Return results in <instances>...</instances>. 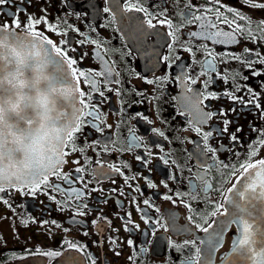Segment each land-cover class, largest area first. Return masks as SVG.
<instances>
[{"label": "flooded vegetation", "instance_id": "flooded-vegetation-1", "mask_svg": "<svg viewBox=\"0 0 264 264\" xmlns=\"http://www.w3.org/2000/svg\"><path fill=\"white\" fill-rule=\"evenodd\" d=\"M127 2L128 0H119L122 5ZM222 3L234 6L252 17L253 23L248 27L252 29L256 40L244 34L238 36V44L219 45L190 37L192 32L200 31L199 23H185V17L190 16L198 7H211L207 0H145V7L151 12L158 13L166 9L173 24L182 25L172 37H167V33L172 29L166 26L148 29L152 34L140 37L133 31V21L126 17L123 24L119 16L112 22V14L103 12L104 7L110 6L106 0H7L5 4L0 5V25H12L16 18L26 22L28 14L35 17L45 15L57 26L56 31H48L43 23L37 30L44 31L54 44L62 50H67L68 55L77 60L82 53H87L79 67L103 70V65L95 58V53L99 51L113 70V76L110 78L112 83L106 84L103 78H98L101 91L105 92L107 100L98 103L103 97L91 93L92 103L97 104L102 115V122L95 121L101 131L85 127V135L76 134V146L84 150L70 151V142L69 148L65 150L68 153L65 158L67 163L62 168L63 173H71L73 176L77 175L76 167L85 168L81 175L84 181L88 182L87 199L93 211L87 216L76 217L77 220H82L83 224L73 223L74 204L72 209L65 208L60 211L59 206L43 193L38 192L32 196L25 195L23 191L9 189L8 199L15 212L0 203V264H69L72 258H75L73 264H91L92 259L96 260V264H183L191 255V250L181 249L179 246L188 239H205V234L194 228L189 232L175 231L172 224L174 222L178 228L189 227L187 217L191 213L185 203L191 204L202 213L210 212L212 207L209 201L223 202L224 191L234 187L243 174H232L223 168L214 169L210 176L214 187L205 192V185L195 175L202 172L205 164H213L211 154L200 155L204 151V145L207 143L216 147L220 144L229 146L230 141L228 133L223 137L216 135L219 129L224 127L223 117H213L202 126V131L213 132V137L204 141L195 131L198 125L193 119V114H181L183 90L180 78L185 77L188 87L194 91L215 93L219 97L206 98L202 107L207 112L227 111V119L232 121L229 133L237 127L243 129L242 132L236 133L240 143L231 144L230 152L218 151V160L238 165L247 158L253 147L256 152L253 159H264V146L259 144L262 137L251 130L253 127L264 129L260 109L251 104L244 107L224 96L225 92H234L235 95L248 100L252 97V92L248 91L251 88L257 94V102L264 108V75H253L254 70H264V65L256 62L249 66L245 62L247 59H256V53H260L261 58H264V32L257 28L264 19V12L251 11L240 0H222ZM126 15L135 17L143 14ZM153 23L156 21L153 20ZM221 27L224 25L221 24ZM77 29L79 31H76ZM18 31L23 34L22 30ZM156 32L160 35H155ZM81 40L85 41L83 45ZM91 40L100 43V47L91 44ZM201 44L207 47H200ZM72 48L76 51H71ZM189 48L191 51L186 50ZM246 48L251 50V56L245 53ZM209 52L220 55L215 60L216 72H208L205 75L204 62L211 59ZM233 55L240 56L241 59L235 60ZM164 57H168L167 63ZM69 70L71 72V69ZM157 77L164 78L159 86L146 83L147 80H155ZM117 80L120 81L119 84L115 83ZM192 80L196 83H192ZM205 81L208 82L207 87ZM74 83L81 91L90 92V87L83 83V78ZM237 87L239 91H236ZM107 88L119 89L121 95L117 96L114 92L107 91ZM126 89L129 91H125ZM137 91L143 92L144 95H137ZM153 97L158 99L153 100ZM140 100H143V103H136ZM232 108L236 111H230ZM137 113H142L147 119H141ZM84 119L87 121L92 118ZM154 130L163 132L164 136L158 135ZM133 136L141 138L136 141L140 147L134 146ZM235 154H239V160ZM137 156L145 157L150 163L144 166L142 161L136 159ZM165 160L168 161L167 164ZM75 161H79V165L74 163ZM108 164L119 167L124 176L115 172H110L107 177L98 176V172L109 171ZM125 176L129 177L131 188L125 184ZM133 176L135 179H132ZM145 177L156 187H150ZM49 181L67 187L56 177H50ZM165 182L167 188L164 186ZM73 186L81 189L84 187L80 181ZM137 187L138 192L134 191ZM92 188L97 191H91ZM113 188L123 190L124 195L121 196L119 191L112 193ZM99 189H103V192ZM177 191L186 194L184 203L175 196ZM49 195H55L58 200L64 199L61 193L50 192ZM165 195L173 196V200H164ZM105 199L108 201L106 204L99 202ZM146 199L151 206L144 204ZM97 209H102V213ZM128 212L132 214L133 223L139 225V228L131 233L124 230L125 222L119 218ZM103 216L108 217L111 224L104 220ZM26 217H33L37 221L56 220L61 227H42L31 221L29 226L25 227L21 221ZM157 219H162L169 225L168 231L154 224ZM93 220H98L95 226L91 223ZM145 220H148V223H145ZM101 229L102 232L99 231ZM85 231L88 232L87 236L84 235ZM235 231V226H232L225 232L222 246L212 254L211 261L207 258V246L198 244L202 249V264H221L222 257L231 251ZM109 236L116 238L118 243L111 244L107 239ZM129 239L134 242V246L126 243ZM70 244L84 247L85 251H77ZM173 244L177 247L174 248ZM49 251L59 252L60 255H38V252ZM115 251H119L121 255L116 256Z\"/></svg>", "mask_w": 264, "mask_h": 264}, {"label": "snow or ice", "instance_id": "snow-or-ice-1", "mask_svg": "<svg viewBox=\"0 0 264 264\" xmlns=\"http://www.w3.org/2000/svg\"><path fill=\"white\" fill-rule=\"evenodd\" d=\"M6 2L7 0H0V5ZM240 2L251 11L264 12V2H256V0H240ZM106 3L110 6L104 7L103 12L112 14V22H115L119 16L123 24V19L126 17L129 21H133V31L140 37L151 35L152 33L148 29H157L159 26H166L168 29H172V31L167 33V37H172L182 26L173 24V21L167 15L166 9L158 13L151 12L145 7V0H128L123 5L119 3V0H106ZM207 3L211 7H198L191 12L190 16L185 17V23H192L193 21L199 23L200 31L192 32L190 37H196L202 41H211L213 44L219 45L238 44L240 42L238 36L244 34H247L252 40H256L252 29L248 27V25L253 23L252 17L249 14L243 13L234 6L225 5L222 3V0H207ZM129 13L143 15L135 17L133 15H126ZM153 20L156 23H153ZM42 23L47 26L50 32H55L57 29V26L49 21L45 15L35 17L31 14H28L26 22H21L16 18L12 25H0V203L7 205L9 209L15 212V208L8 199L9 189L23 191L25 195L32 196L40 192L49 196L59 206L60 211H64L65 208L72 209L74 204L73 223L83 224V221L77 220L76 217L87 216L93 211L89 207L87 199L88 182L84 181V177L81 175L85 172V168L76 167V176H73L71 173H63L62 168L67 163L65 158L68 155L65 150L69 148V143L71 142L70 151L83 152V148H77L75 138L76 134L85 135V127L101 131L95 121L102 122V115L97 104L92 103L91 93H97L100 97H103V100L98 101V103H103L104 100H107L105 92L101 91V82L98 78H103L106 84L112 83L110 78L113 76V70L99 51L95 53V58L103 65V70L97 71L79 67L78 65L82 63L87 53H82L79 60L68 55V51L62 50L54 44L45 35L44 31L37 30L38 26ZM221 24L224 27H221ZM225 28L228 30H225ZM257 28L261 32H264V19L260 21ZM18 30H22L23 35ZM76 31L79 30L77 29ZM60 35H66V33H60ZM155 35L159 36L160 33L156 32ZM161 38L165 39V37ZM89 42L96 45L97 48L100 47V43L96 40ZM61 43L67 42L61 41ZM80 43L83 45L85 41L81 40ZM49 45L51 48L48 47ZM200 47L206 48L207 46L201 44ZM186 50L191 51L190 48ZM53 51L56 56L60 57L59 61H53ZM71 51L75 52L76 49L72 48ZM244 51L251 56V50L246 48ZM218 55L220 54L213 55L211 52L208 53L211 59L205 60V72L203 74L216 72L215 60ZM255 55L256 59H247L245 62L249 66L254 65L256 62L264 65V58H261V54L256 53ZM232 58L235 60L241 59L240 56L235 55ZM163 59L167 63L168 57H164ZM50 63H56L57 71L61 73V76L59 78L52 77L48 83L47 93H41L38 99L32 94L26 95V88L30 93L33 85L26 86L25 82L20 79L23 68L31 67L33 64L43 66ZM65 63L71 69L70 73L64 71L62 65ZM154 67L155 65H153ZM253 75H264V70H254ZM80 78H83L84 84L89 85V93L81 91L77 84L73 82L79 81ZM221 79L224 78L221 77ZM244 79H247V77H244ZM163 80L164 78L157 77L155 80H147L146 83L157 84L159 86ZM180 81L183 90V110L181 114L183 115L185 112L193 114V119L198 125L195 128L197 134L204 141H208L210 137H213V132L202 131V126L213 117H223L222 122L224 127L220 128L216 135L223 137L225 133H228L230 145L239 144L240 138L236 133L242 132L243 129L237 127L229 133V125L232 121L227 119V111L207 112L202 107L203 101L206 98L216 99L219 97L215 93L194 91L188 87L183 76L180 78ZM115 83L119 84L120 81L117 80ZM192 83H196V81L192 80ZM207 83L205 81V87H207ZM107 91L114 92L117 96L121 95L119 89L107 88ZM125 91L129 90L126 89ZM236 91H239V87H237ZM248 91L252 92V97L248 100L235 95L234 92H225L224 96L229 97L234 103L241 104L244 107L251 104L254 108L260 109V117L264 119V108H262L261 103L257 102V94L251 88ZM137 95H144V93L137 91ZM49 97H51V100H49ZM145 99H147L146 96ZM156 99L158 97H153V100ZM65 102H68L67 107H70V112L66 110ZM149 102L151 103L152 101ZM136 103H143V100L136 101ZM22 105L23 109L21 108ZM34 105L37 107L43 106L44 114L41 118H38L39 113H32L31 108ZM8 106H11L10 109ZM230 111L235 112L236 109L232 108ZM5 113H7L6 117ZM49 113H54V115H49ZM136 115L141 119H147L142 113H137ZM85 117H91L92 119L86 121ZM251 130L257 132L262 137L259 144L264 146V129L253 127ZM154 131H157L158 135L164 136L163 132ZM140 139L133 136L135 147L141 146L139 143H136ZM230 145L225 146L220 144L219 147H216L205 143L204 151L200 155L207 156L211 154L213 164H205L202 172H197L195 175L205 185V192L214 187L210 182V176L214 169H228L230 173L237 175L242 173L239 185L224 191L223 202L209 201L212 207L210 212L202 213L198 209L193 208L191 204L185 203V207L191 213L187 217L189 227L178 228L174 222L172 224V228L175 231L189 232L194 228L205 234V239H200L199 241L188 239L179 246L181 249L189 248L191 250V255L183 261V264H202V249L198 244L207 246V258L211 261L212 254L218 247L222 246L225 232L232 226H235L236 231L232 240L231 251L222 257L221 264H264V159H253L256 156L255 148L253 147L247 158L239 162L238 165L218 160L216 153L220 150L225 152L232 151ZM148 155H151V153H148ZM235 155L236 159L239 160V154ZM136 159L142 161L144 166L150 163L148 159L142 156H137ZM74 163L79 165L80 162L75 161ZM165 163L167 164L168 161L165 160ZM101 167H104V165H101ZM107 169L109 171L98 172L97 175L107 177L110 175V172H115L124 176L121 169L113 164H108ZM50 177H56L67 187L50 183ZM170 178L174 179V177ZM124 179L125 184L131 188L132 185L128 183L129 177L125 176ZM132 179H135V176ZM145 179L150 187H156L150 179L147 177ZM77 181L83 183V189L73 186ZM112 182L115 183V180ZM164 186L165 188L168 187L166 182ZM193 187L195 188L196 186L193 185ZM91 191H97V189L92 188ZM99 191L103 192V189H99ZM117 191H119L121 196L124 195L123 190L111 189L112 193H116ZM134 191L138 192L139 188L137 187ZM50 192L61 193L64 199L58 200L55 195H49ZM185 195L178 191L175 193V196L180 198L181 203H184ZM163 199L173 200V196L165 195ZM193 199H195V195ZM134 200L135 198L133 197V202ZM99 202L106 204L108 201L105 199ZM117 203L119 204L120 202L117 201ZM144 204L151 206L147 199L144 201ZM97 211L102 213V209H97ZM157 211L159 210L157 209ZM102 218L111 224L108 217L103 216ZM119 218L125 222V231L131 233L139 228L138 224L133 223L131 212ZM30 221L42 227H61L56 220L49 221L45 219L37 221L33 217L24 218L21 224L27 227ZM91 223L95 226L98 220H93ZM145 223H148V220H145ZM154 224L162 227L165 231L169 229V225L162 219L155 220ZM112 231H115V229H112ZM84 235L87 236L88 232L85 231ZM107 239L113 245L118 243L117 239L112 236H109ZM126 243L129 246H134V242L131 239L127 240ZM70 246L77 251H85L84 247L77 244H70ZM173 247L175 248L177 245L173 244ZM114 254L116 256L121 255L119 251H115ZM38 255L56 257L60 253L49 251L38 252ZM86 258H88L87 254ZM74 259H70L69 264H73ZM91 264H96V260L92 259Z\"/></svg>", "mask_w": 264, "mask_h": 264}, {"label": "clouds", "instance_id": "clouds-1", "mask_svg": "<svg viewBox=\"0 0 264 264\" xmlns=\"http://www.w3.org/2000/svg\"><path fill=\"white\" fill-rule=\"evenodd\" d=\"M48 64L46 65H36L33 64L31 67H24L22 71V75L20 77L21 80H23L27 85H33L31 87V92L29 93L27 91V88L25 90V94L34 95L35 98L38 99L39 95L41 93H47L48 83L51 80V76L47 72ZM38 90V91H37ZM49 100H51V97H49ZM9 109L11 106H8ZM23 109V105L21 106ZM31 111L33 114L39 113V117L41 118L44 114V108L43 106H32ZM5 117L7 116V113L4 114ZM49 115H54V113H49ZM11 123V121H9Z\"/></svg>", "mask_w": 264, "mask_h": 264}, {"label": "water", "instance_id": "water-1", "mask_svg": "<svg viewBox=\"0 0 264 264\" xmlns=\"http://www.w3.org/2000/svg\"><path fill=\"white\" fill-rule=\"evenodd\" d=\"M20 34L23 35L22 33H20ZM48 47L51 48L50 45ZM52 59H53V61H59L60 60V57L56 56L55 52L53 51L52 52ZM62 67L64 68V71L65 72L70 73V70L67 67L66 63L64 65H62ZM47 72L53 78H59L61 76V73L57 71V65H56V63H50V64H48ZM69 78L71 79V77H69ZM67 103L68 102H65V104H66V110L70 112L71 109H70V107H67ZM240 181H241V179L237 182V184L235 186H238L239 183H240ZM220 219H222V218H220Z\"/></svg>", "mask_w": 264, "mask_h": 264}]
</instances>
